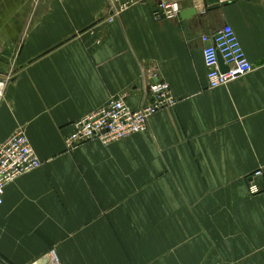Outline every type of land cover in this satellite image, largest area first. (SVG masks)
<instances>
[{
  "label": "crops",
  "instance_id": "obj_1",
  "mask_svg": "<svg viewBox=\"0 0 264 264\" xmlns=\"http://www.w3.org/2000/svg\"><path fill=\"white\" fill-rule=\"evenodd\" d=\"M162 1L0 0V147L24 131L43 163L5 190L0 264H264V0ZM227 25L253 71L213 90L202 37ZM157 80L176 104L146 132L67 152Z\"/></svg>",
  "mask_w": 264,
  "mask_h": 264
},
{
  "label": "built area",
  "instance_id": "obj_2",
  "mask_svg": "<svg viewBox=\"0 0 264 264\" xmlns=\"http://www.w3.org/2000/svg\"><path fill=\"white\" fill-rule=\"evenodd\" d=\"M179 12V3L164 0L154 11V16L157 20L174 19ZM110 20L113 22L114 18ZM202 42L203 59L211 89L221 88L253 71V64L247 58L231 26L227 25L213 35L203 36ZM221 61L227 70L222 68ZM150 94L151 102L140 110L131 109L123 99H115L111 100L106 108L92 112L75 122L73 131L65 138L67 152L92 141H99L108 146L146 132L153 115L176 104L170 85L166 82L157 80L150 86ZM42 165L24 131H18L1 145L0 207L3 205L7 186L21 176L40 169ZM261 175L262 172L258 171L254 176ZM248 189L251 195L261 192L253 181Z\"/></svg>",
  "mask_w": 264,
  "mask_h": 264
},
{
  "label": "water",
  "instance_id": "obj_3",
  "mask_svg": "<svg viewBox=\"0 0 264 264\" xmlns=\"http://www.w3.org/2000/svg\"><path fill=\"white\" fill-rule=\"evenodd\" d=\"M225 70H227L226 68H224ZM57 260H58V263H59V259L57 258Z\"/></svg>",
  "mask_w": 264,
  "mask_h": 264
},
{
  "label": "rangeland",
  "instance_id": "obj_4",
  "mask_svg": "<svg viewBox=\"0 0 264 264\" xmlns=\"http://www.w3.org/2000/svg\"><path fill=\"white\" fill-rule=\"evenodd\" d=\"M174 106H175V105H174ZM174 106H173V107H174ZM169 108H172V107H169ZM166 109H168V108H166ZM166 109H165V110H166Z\"/></svg>",
  "mask_w": 264,
  "mask_h": 264
}]
</instances>
